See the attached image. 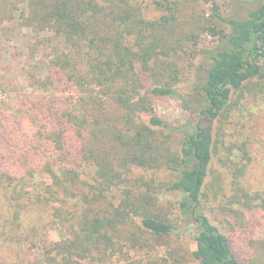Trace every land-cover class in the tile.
Segmentation results:
<instances>
[{
  "label": "trees",
  "instance_id": "1",
  "mask_svg": "<svg viewBox=\"0 0 264 264\" xmlns=\"http://www.w3.org/2000/svg\"><path fill=\"white\" fill-rule=\"evenodd\" d=\"M249 1L232 0L235 17L213 14L230 32L212 28L220 41L205 53L188 101L172 74L155 71L169 55L161 44L178 30L181 0H29L23 25L53 34L38 44L50 74L37 81L43 94L35 100L0 109V250L30 246L22 264H122L118 241L132 242L130 225L138 222L158 239L193 231L198 264H264V240L248 262L206 212L223 142L217 123L247 100V89L264 88V0ZM151 5L164 15L150 20ZM167 97L192 120L176 127L162 119L154 102ZM173 135L181 138L176 149ZM147 170L176 179L159 186L145 180ZM245 175L234 174L237 192ZM158 190L181 196L179 224ZM57 228L63 238L52 241Z\"/></svg>",
  "mask_w": 264,
  "mask_h": 264
},
{
  "label": "rangeland",
  "instance_id": "2",
  "mask_svg": "<svg viewBox=\"0 0 264 264\" xmlns=\"http://www.w3.org/2000/svg\"><path fill=\"white\" fill-rule=\"evenodd\" d=\"M181 21L176 24L177 32L170 30L168 41L162 43L170 49L168 56H161L163 68L155 71H168L175 77L174 87L188 101L193 100L198 87V70L207 51L212 50L220 41L212 28L229 33L230 29L214 18V13L225 17H235L232 0H181ZM0 0V109L11 111L13 100H35L43 94L37 91V81L48 78L50 72L43 64L45 53L39 51V43L53 37L52 33H38L23 25L29 0ZM254 4L255 0L249 1ZM255 5V4H254ZM7 7L9 9H7ZM150 20L164 15L151 5ZM189 39H186V35ZM173 35V37H172ZM194 36V38H192ZM171 37V40L170 38ZM192 38V39H191ZM50 53V50H48ZM264 85V81L261 82ZM256 85V84H255ZM264 90V88H263ZM261 86H253L245 91L247 100L234 109L231 116L217 123L216 132L219 149L214 157L212 172L208 178L205 193L207 195L206 212L214 224L228 235L237 248L246 253V260L253 256L254 243L264 240V94ZM45 91V90H44ZM45 93V92H44ZM59 95V93H58ZM62 96V95H59ZM157 114L174 126H182L192 120L190 113L174 98L155 100ZM174 148H178L181 138L173 135ZM165 141L167 134L159 133ZM169 142V141H168ZM243 150L248 151L247 154ZM246 167V169L244 168ZM245 171L241 180L243 191L232 188L234 174ZM141 171H136L139 174ZM148 182L159 185L173 182L176 177L165 171H144ZM158 201L169 218L179 224L176 207L181 196L175 193H163L158 190ZM241 198L234 203L235 195ZM251 209L246 208L249 198ZM122 196V192L115 194ZM138 222L130 225L132 242L123 239L118 247L123 253H117L122 264H198L191 255L194 249L193 231L172 238H154L142 230ZM63 238L59 228L50 232L52 241ZM255 245V244H254ZM16 245L0 250V264H22L29 259L27 248ZM117 259H115L116 261ZM115 263H118L116 261ZM249 264V263H248Z\"/></svg>",
  "mask_w": 264,
  "mask_h": 264
}]
</instances>
